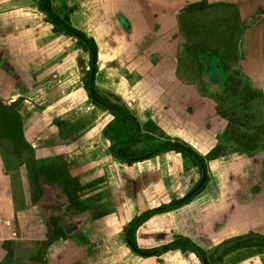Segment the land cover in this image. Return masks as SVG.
Returning a JSON list of instances; mask_svg holds the SVG:
<instances>
[{
	"label": "crops",
	"instance_id": "obj_1",
	"mask_svg": "<svg viewBox=\"0 0 264 264\" xmlns=\"http://www.w3.org/2000/svg\"><path fill=\"white\" fill-rule=\"evenodd\" d=\"M192 2L205 9L228 6L225 10L238 17L230 27L247 31L244 36L233 33L228 38L205 39V28L198 27L197 37L202 39L196 37L195 43L178 36L187 28L180 18ZM204 2L46 0L57 25L48 17L43 0H0V101L20 115L26 140L38 159L66 163L68 172L87 189L99 182V187L110 183L109 187L118 188L116 204L130 212L126 223L136 217L138 224L149 219L148 229L133 234L135 245L128 232L132 251L116 250L122 255L115 264H185L173 262L171 250L181 248L160 257L137 253L144 250L139 244L141 231L145 235L157 232L150 225L162 217L200 249L204 242L217 246L245 235L253 226L249 220L260 211L246 177L253 170L247 155L239 163L232 162L233 154L231 160L225 155L204 162L207 188L190 196L203 178L197 157L203 160L216 151L231 124L225 102L235 100L236 88L229 91L231 78L241 75L252 93L258 89L264 95V15L247 27L243 22L264 14V0H206L207 6ZM74 32L96 51L94 95L98 101L91 92L93 53ZM224 39L226 50L235 47L237 40L244 45L240 57L231 54L225 61L221 89L199 84L197 69L204 64L195 55L208 49L194 52L195 47L211 44L219 49ZM172 146L186 147L192 154ZM29 204L24 175L7 171L0 150V262L6 258L1 250L5 240L21 251V247L31 250L29 242L43 239L28 228V221L43 220ZM17 213H23L20 226ZM37 227L40 230L39 223ZM55 250L48 258L59 256L51 264H60L62 251ZM113 263L112 257L105 256L99 264Z\"/></svg>",
	"mask_w": 264,
	"mask_h": 264
},
{
	"label": "rangeland",
	"instance_id": "obj_2",
	"mask_svg": "<svg viewBox=\"0 0 264 264\" xmlns=\"http://www.w3.org/2000/svg\"><path fill=\"white\" fill-rule=\"evenodd\" d=\"M251 1L254 3L256 0ZM204 3L207 6V2ZM227 7L228 6L225 5H215L212 9H205V7H198V3H189L187 7L188 11L182 13L180 18V21L187 22V28L185 27L182 29L180 32L181 34L177 35H185L190 41L195 43L198 34L197 28L202 27L206 30L204 34L205 39L214 37V35L228 38L233 33L236 34V36H241L242 34L244 36L247 31L246 29H238L236 25L235 28L230 27V25H234L236 23L234 20H238V17H236L237 14L234 12L232 13L225 10ZM251 10L252 8L250 9V12ZM263 15L264 14L262 13H258V15L245 19L243 22L247 27V24H250L251 21L261 20ZM202 36L203 34L200 33V37ZM201 39L202 38L197 37V40L201 41ZM225 42L226 39L222 40L219 49H215V46L211 44H206L204 46L199 45L197 49L195 47L194 52H200L203 48L208 49V52L202 51L199 57L198 53L195 55V58H198L205 66L201 65L202 67L197 69V74L200 75L198 78L199 84L200 82H204V84L209 87L215 86L216 88L220 87L219 89L222 88L221 86H223L222 84H224V81L226 80L221 75L224 73V64H226L225 61L231 54L232 56L235 54L237 57H240L239 49L241 47L244 48V45L240 44L237 40L238 43H236L235 47L229 46L230 49L226 50L225 48L228 45H226ZM185 46L186 45H184V47ZM224 52H226V54H223ZM191 65V69L193 71L195 63L191 62L190 66ZM236 65H239V63ZM241 79V75H236L234 78H231L229 91L232 92L233 86L236 88V90L233 89L232 94L235 100L233 103L225 100L227 106H229L226 110L229 113L228 115L231 119V124L227 128L220 145L216 147V151H210L209 155L205 157L206 159L203 158V163H208L212 159L225 155L229 156L227 159L231 160V154L236 155L235 158L232 157V159H234L232 162L236 160L239 163L238 160L247 159L246 155L249 156L250 160H252L251 163L253 170H250V172L246 174V177L248 176V180L250 181L252 188H256V190H254V199L257 201L254 200V202L259 203L258 205L260 206V211H258L257 215L253 216L254 218H251L253 222L252 229H250L245 235L229 240L225 243L218 244L217 246L211 244L210 242H204L203 246L200 248L206 254L207 260L210 264H264V95L258 94L256 91L258 89H255V93H252L248 82ZM0 144L2 147L4 146L1 148L3 151V159L6 161V164L14 171L19 170L21 163L24 162L23 159L30 155V153L27 152V154L24 155L25 157L21 156V153L25 150H23L21 140L17 138L16 135H13L9 140L7 138H2ZM152 147L153 145H151V148ZM204 166L206 167L205 163ZM206 168L205 171H207ZM25 173L29 176L28 181L26 182L28 184L30 199L32 200V198L36 196V189L28 172L25 171ZM123 174L125 177L129 176L130 179H132L131 174L127 175L125 172ZM111 180L113 181V178H111ZM93 184L94 188L88 187L87 189L85 186H82V190L84 191L83 196L87 202V204L83 206L84 213H86L84 216H77L76 219H74L73 215L70 217L66 211L61 209L60 212L65 213L64 216L67 215L68 220H56L49 222L50 229H53L54 227L56 230H61L63 227H66L65 225L71 224L72 230L75 232L73 238H71V240H75L74 243L69 240V247H67V242L63 247L60 245L57 247V250H55V252H57L60 251V248H62V253L66 252L64 255L60 253V261L58 262L60 264H99L101 258H104L105 256L110 258L112 257L114 261L113 264H115L117 259H119V256L122 255L120 252H116V250H120L124 247L128 251H132V248L128 244L127 240L128 232H130V239L133 242V234L138 229H148L147 224H145L149 220L148 218L143 220L140 224L137 223L138 217L134 220L130 219L129 223H126V218L130 212L129 209L127 210L124 208V210L123 208L120 209V207L117 206L115 200L116 194L114 193H117L118 188L109 187L108 185L110 183H106L101 187H99L100 182L98 184ZM206 188L207 185L205 183L203 188H201L196 195L204 192ZM212 188L213 185H209V189L212 190ZM236 191L239 192L240 188ZM51 198H53V195L50 199ZM111 199L114 200L115 204ZM242 199L243 198H239L237 200L240 201ZM46 200L49 202L48 198H46ZM31 203L32 202L30 201V204ZM52 207L60 209L63 208V204L62 202L59 203V201L56 200L54 206ZM145 212L146 211L143 213ZM180 216L184 217L185 214H180ZM122 219H125V221ZM167 220V217H162V219L151 223V231L154 230L157 232H152V234L146 233L145 235L144 232L141 231L140 234L143 237H141L142 240L139 244L144 250L139 251L138 249L141 253L139 254L140 256L147 258L160 257L165 253H170L169 250L163 252L161 250L162 248L184 243L191 244L188 240L184 239V236L182 237L181 235H178L180 232H178L175 227H171ZM182 224H179L180 229ZM183 227L186 226L183 224ZM159 231H162L163 233ZM84 235L87 239L86 242L82 243L80 240H77L80 237L84 238ZM243 238H245V242L239 241ZM102 240H104L105 244L102 243L101 247L99 244ZM50 241H52L51 236ZM243 243H245V245L242 247L241 244ZM106 245H108L109 249L104 248ZM40 248L41 244L38 243L35 248V252L30 255L32 256V259L34 260L33 263L35 264L39 261L37 256ZM234 249L238 250L235 251ZM172 251L174 263L184 262L185 264H193L191 260L192 258L195 262H197V264H204L203 258L192 254V250L190 248H185V250L181 248V250L177 252L176 250H171V252ZM231 251H233V253H230ZM48 255L49 253L44 259L43 264H51L52 261L57 262L59 260V256L56 258H48ZM54 255L59 254L54 253ZM189 256L191 258H189ZM28 259L29 257L23 260L18 253L17 256H13L12 264H17L18 261L23 264H29ZM88 261L91 263H87ZM152 264H154V262H152Z\"/></svg>",
	"mask_w": 264,
	"mask_h": 264
},
{
	"label": "flooded vegetation",
	"instance_id": "obj_3",
	"mask_svg": "<svg viewBox=\"0 0 264 264\" xmlns=\"http://www.w3.org/2000/svg\"><path fill=\"white\" fill-rule=\"evenodd\" d=\"M2 103L3 102L0 101V142L2 138H7L9 140L13 135H16V137L21 140V145L23 147V150L25 149L21 153V156L25 157L24 155H26L27 152L30 153L29 156H26L27 158L25 157L23 159L24 162L21 163L19 171L22 172L26 181H28L29 176L25 173V171H27L30 177L32 178L34 187L36 189V196L31 200L28 191L29 199L32 202L31 204H29L30 205L29 208L37 211L39 213V216L43 218V220L42 221L40 220L39 222H36V220L30 222L28 221V228L31 231V233H33L35 236L37 235V231H38L39 232L38 234H40V237H42L43 239L41 241L33 242V244L29 242L28 246H32L30 248L31 250H28L25 247H21L20 248L21 251L12 248L13 246L12 241L5 240L2 243L1 250L3 252L6 251V258H3L0 264H12L13 256H17L18 253L19 256L23 258V260L29 257L28 259L29 264H35L33 263L34 260L30 255L31 253L35 252V248L38 243L41 244V248L37 256L39 260L37 264H43L44 259L47 257V254L50 251H54L58 244L65 243L66 241L73 238L75 234V232L72 230L71 224L65 225L66 227H63L61 230H56L54 227L53 229H50L49 222L56 220H68L67 215L64 216L65 213L60 212L61 209L66 211L70 217L73 215L74 219H76L77 216L78 217L84 216V214L86 213H84L83 206L86 205L87 202L85 201V198L83 196L84 191L82 190L81 183L79 182L78 178H74L68 172L66 163L62 162L61 160L60 161L39 160L38 157L36 156L34 148L26 140L23 129V123L20 115L18 114V112H16V110L12 106L6 108L2 105ZM1 147L2 145L0 144V150L2 151V148L4 146L2 148ZM4 162L7 171L8 172L10 170L12 171V169H10V167L6 164L5 160ZM204 178H207V171H204L203 169L202 182L198 185L197 188H199L201 184H202L201 188H203L205 183ZM197 188L195 189L196 192L194 190L191 194H193L194 192L197 193V191L199 190V189L197 190ZM254 190H256V188L255 189L252 188L253 193ZM52 195L53 198L50 199ZM46 198L49 199V202H47ZM56 200L59 201V203L62 202L63 208L58 209L52 207L54 206ZM251 218L254 217L252 216ZM21 219L22 220L24 219L23 213L20 214L17 213L15 215V220L17 222V225L19 226L20 223L23 224V221H21ZM249 222L250 224L253 223L252 220H249ZM38 223L40 225V230L42 231L41 233L37 227ZM50 236L52 237V241H50ZM77 240H80L82 243H84L86 242L87 239L86 236L84 235V238L80 237ZM193 253L196 254L194 251ZM17 264H23V263L18 261Z\"/></svg>",
	"mask_w": 264,
	"mask_h": 264
},
{
	"label": "water",
	"instance_id": "obj_4",
	"mask_svg": "<svg viewBox=\"0 0 264 264\" xmlns=\"http://www.w3.org/2000/svg\"><path fill=\"white\" fill-rule=\"evenodd\" d=\"M43 4H44V6H45V8H46V12H47V14H48V17L50 18V20L52 21V22H54L55 24H57V25H59L57 22H56V20L53 18V16L51 15V13L49 12V10H48V7H47V4H46V0H43ZM74 34L78 37V38H80L89 48H90V50H91V52L93 53V72H92V77H91V92H92V95H93V97H94V99L95 100H97V98H96V96L94 95V80H95V72H96V70H95V66H96V51H95V49H94V47L91 45V43L88 41V40H86V38H84L80 33H77V32H74ZM98 101V100H97ZM113 110V109H112ZM113 111H115V110H113ZM171 148V147H170ZM172 148H177V149H181V150H185V151H188V152H190L191 154H192V152L191 151H189L186 147H183V146H172ZM163 150V149H162ZM162 150H159V151H156V152H154L153 154H151L150 156H152V155H155V154H158L160 151H162ZM149 157V156H148ZM197 159L199 160V162L201 163V165H202V167H203V169H204V171H205V166H204V163H203V161L200 159V158H198L197 157ZM206 177V176H205ZM201 186H202V184L199 186V188H197V190L198 189H200L201 188ZM195 192H196V190H195ZM194 192V193H195ZM193 193V194H194ZM193 194H191L190 196H192ZM190 196L188 197V198H190ZM187 198V199H188ZM186 199V200H187ZM186 200H184V201H182V202H180L179 204H182V203H184ZM179 204H176L175 206H178ZM174 206V207H175ZM183 247H187V248H190V249H193V250H196L200 255H201V257L203 258V260H204V264H209V262H208V260H207V257H206V255H205V253L201 250V249H199L198 247H196L195 245H192V244H177V245H173V246H170V247H168V249L167 250H171V249H178V248H183ZM133 248L136 250V248L133 246ZM137 253H139V254H141L139 251H137Z\"/></svg>",
	"mask_w": 264,
	"mask_h": 264
},
{
	"label": "trees",
	"instance_id": "obj_5",
	"mask_svg": "<svg viewBox=\"0 0 264 264\" xmlns=\"http://www.w3.org/2000/svg\"><path fill=\"white\" fill-rule=\"evenodd\" d=\"M205 2H206V0H204ZM56 18V17H55ZM58 21H59V19L58 18H56ZM80 44H83L82 42H80ZM175 206V205H174ZM170 208V207H169ZM238 241V240H237ZM239 241H242V242H245L246 240H245V238H243V239H241V240H239ZM231 243H234V242H231ZM238 243V242H237ZM242 245V247L245 245V243H243V244H241ZM167 249H168V247H165V248H162L161 250L164 252V251H167ZM185 250V249H184ZM235 250V249H234ZM194 252L198 255V256H200L197 252H196V250H194ZM232 252V251H231ZM230 252V253H231ZM229 253V254H230Z\"/></svg>",
	"mask_w": 264,
	"mask_h": 264
}]
</instances>
